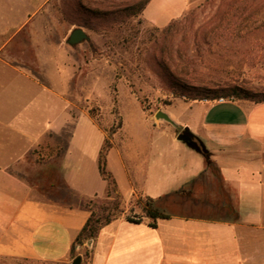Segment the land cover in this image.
<instances>
[{
	"label": "crops",
	"instance_id": "obj_1",
	"mask_svg": "<svg viewBox=\"0 0 264 264\" xmlns=\"http://www.w3.org/2000/svg\"><path fill=\"white\" fill-rule=\"evenodd\" d=\"M169 1L150 0L144 12L159 26L169 24L185 13L188 0H183L177 14L165 15ZM5 2L0 0V20L11 27V17L2 12ZM31 4V0H11L8 10L13 18L22 5ZM31 18L25 9L21 23L8 32L0 31V257L66 261L90 216L84 201L106 192L88 190L79 182L86 176L79 164L86 159L101 178L98 158L106 134L88 112L77 116L62 162L64 185L58 189L67 201L54 198V190L38 191L13 168L34 157L50 135L60 134L74 120L63 97L3 56ZM163 18V24L157 21ZM178 104L184 107L178 130H190L219 172L207 170L205 158L199 163L188 161L194 158L193 150L172 140L174 151L185 156L182 160L178 152L172 167L164 161L163 143L156 145L160 152L156 160L141 158L138 151L120 152L130 190L127 198L118 187L116 193L126 205L139 194L159 199L176 193L199 213H207L171 214L160 203L171 217L158 219L153 228L136 205L143 222H129L124 213L105 225L91 246L90 264H264V102L177 100L164 110L168 117ZM81 115L101 130V142L90 143L86 138L79 124ZM170 122L154 127L163 129ZM72 148L80 149L81 162L72 161ZM172 169L180 175L178 181L166 183L165 174Z\"/></svg>",
	"mask_w": 264,
	"mask_h": 264
},
{
	"label": "rangeland",
	"instance_id": "obj_2",
	"mask_svg": "<svg viewBox=\"0 0 264 264\" xmlns=\"http://www.w3.org/2000/svg\"><path fill=\"white\" fill-rule=\"evenodd\" d=\"M31 1L12 18L8 10L11 0H6L2 12L11 17L12 26L0 20L1 32L21 23L25 9L32 18L10 41L3 56L63 97L70 104L74 120L60 134L50 135L34 157L13 168L38 191L54 190L53 197L60 202L68 200L58 190L64 185L63 157L75 120L83 112L89 113L111 142L107 168L127 198L130 187L120 152L127 155L138 151L141 158L156 160L160 157L156 145L163 143L164 161L172 167L178 152L182 160L185 157L170 146L172 140H177L193 150L194 158L188 161L199 163L205 158L187 142L173 137L179 129L183 104L169 111L173 123L168 124L167 131L168 125L163 129L154 127L167 121L157 118L158 112L166 114L164 110L175 101H194L191 97H200L199 93L220 95L215 100L203 99L207 101L237 100L224 94L232 87L248 91L254 99L264 97V0H225L220 7V20L214 16L217 3L188 0L185 14L191 9L194 14L165 35L163 30L168 24H155L144 11L130 15L129 9L140 0ZM169 4L171 7L164 14L174 15L181 10L183 0ZM157 21L163 24L165 19ZM76 28H82L89 39L71 46L67 39ZM79 124L90 143L103 140L101 130L84 115ZM180 133L178 130L176 135ZM77 148L70 153L72 161L79 163L82 153ZM79 167L85 168L86 175L79 180L81 185L88 190H107V182L96 176L90 160L82 161ZM165 176V182L172 183L180 175L172 169ZM206 191H210L208 186ZM95 199L99 201L93 210L101 221L107 217L117 219L124 213L140 216L135 212L136 198L133 205H126L117 193L106 198L105 192ZM161 205L171 214L205 212L199 213L180 194L164 199ZM87 242L76 249L82 257L81 264L91 263V256H85L86 250L91 249ZM75 258L48 262L0 257V264H71Z\"/></svg>",
	"mask_w": 264,
	"mask_h": 264
},
{
	"label": "trees",
	"instance_id": "obj_3",
	"mask_svg": "<svg viewBox=\"0 0 264 264\" xmlns=\"http://www.w3.org/2000/svg\"><path fill=\"white\" fill-rule=\"evenodd\" d=\"M150 0H140L137 4L132 6L129 9L130 15H139L146 6L148 5ZM206 3H212L218 4V9L215 11V17L219 18L220 15V7L224 4L225 0H205ZM194 14V9H191L188 13H184L180 18L172 20L163 30V35H165L168 30L172 29L173 27L179 26V24L185 20H188L190 15ZM220 20V18H219ZM226 96H232L233 98L237 100H250L253 102H264V97H261L259 99H254L253 94L249 93L248 91L239 88V87H232L224 93ZM200 97H191L192 100H199L202 101L203 99H209V100H215L220 95L218 92H214L213 96H209L208 94L199 93ZM121 126V124H120ZM112 148L111 142L106 139L105 144L102 147L99 158H98V168L99 173L104 181L107 182V190H106V198H111L112 194L116 193L117 191V185L116 181L112 175V173L107 168V156ZM198 152H200L205 157L206 167L207 170H211L212 172L217 171V167L214 164V162L210 158L209 152L200 144L198 143L197 147H194ZM173 194H169L166 197L159 198V199H153L150 197H145L143 195H138L137 198V204L142 207L143 212L145 213V216L148 217L151 221L148 223L150 227L155 228L156 222L158 219H169L171 216L170 214L166 213L164 209H162L159 204L166 198L170 197ZM99 200L92 198V199H86L84 201V206L90 211V216L87 219L85 225L78 233L77 237L75 238L72 246H71V258H75L78 256H81L80 254L76 253L77 246H83L84 243H86L89 240H95L97 239V236L100 232V230L107 224H109L114 219L107 217L105 221H101L99 217L96 216L95 211L93 210V207L96 206L97 202ZM127 220L129 222L133 223H141L143 222V216H127ZM85 256H92V249H87L85 252Z\"/></svg>",
	"mask_w": 264,
	"mask_h": 264
},
{
	"label": "water",
	"instance_id": "obj_4",
	"mask_svg": "<svg viewBox=\"0 0 264 264\" xmlns=\"http://www.w3.org/2000/svg\"><path fill=\"white\" fill-rule=\"evenodd\" d=\"M88 39H89V37H88L87 33L82 28H76L69 35V38L67 39V43L71 46H76V45H79L80 43H82L83 41H86ZM156 117L159 119H164V120L169 121L168 115L163 113V112H158L156 114ZM177 137H178V139L187 142L192 147L198 146V142L196 141L194 135L190 132V130L188 128L183 129L181 131V133L178 134ZM92 244H93V240H89L87 242V246L90 248H91ZM78 248H80V246H77V249ZM81 262H82V257L78 256L71 262V264H81Z\"/></svg>",
	"mask_w": 264,
	"mask_h": 264
},
{
	"label": "built area",
	"instance_id": "obj_5",
	"mask_svg": "<svg viewBox=\"0 0 264 264\" xmlns=\"http://www.w3.org/2000/svg\"><path fill=\"white\" fill-rule=\"evenodd\" d=\"M228 100H225L224 98H219L218 100H216L217 103H225Z\"/></svg>",
	"mask_w": 264,
	"mask_h": 264
}]
</instances>
